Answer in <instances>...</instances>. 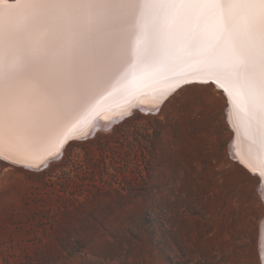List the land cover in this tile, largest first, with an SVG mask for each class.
<instances>
[{"label":"rangeland","instance_id":"374dc122","mask_svg":"<svg viewBox=\"0 0 264 264\" xmlns=\"http://www.w3.org/2000/svg\"><path fill=\"white\" fill-rule=\"evenodd\" d=\"M222 98L185 86L41 169L0 162V264H259L257 181Z\"/></svg>","mask_w":264,"mask_h":264},{"label":"bare ground","instance_id":"6f19581e","mask_svg":"<svg viewBox=\"0 0 264 264\" xmlns=\"http://www.w3.org/2000/svg\"><path fill=\"white\" fill-rule=\"evenodd\" d=\"M51 2L0 0V53L14 60L37 46L51 48L52 38L40 34L53 10L38 7ZM88 2L97 7L80 13L79 79L63 89L55 102L37 100L18 111L0 136V162L41 169L62 155L73 140L84 139L95 129L110 128L136 110L154 113L185 86L210 84L225 102L229 154L257 181L263 208L257 255L259 264H264V176L259 171L264 133L259 84L264 57L258 20L248 24L239 11L234 20L250 53L249 68L242 77L249 85V103L231 73V53L221 51L211 65L193 71L200 58L179 48L180 33L192 26L199 9L170 7L169 0ZM257 12L251 10L252 15ZM157 18L165 20L169 29L164 37L165 54L153 59L151 52L160 39L152 28ZM199 26L211 30L213 22L209 19ZM146 50L149 54L144 56ZM218 69L223 71L217 73Z\"/></svg>","mask_w":264,"mask_h":264},{"label":"snow or ice","instance_id":"6c2138e0","mask_svg":"<svg viewBox=\"0 0 264 264\" xmlns=\"http://www.w3.org/2000/svg\"><path fill=\"white\" fill-rule=\"evenodd\" d=\"M167 6L199 9L198 14L192 18V26L186 27L178 38L181 50L200 58L193 71L211 65L221 51L231 53V73L243 92L245 101L251 103L249 85L242 78L249 68L250 53L234 20L237 11L248 24H255L258 20L261 53L264 57V0H169ZM38 7L53 10L43 21L46 26L40 34L41 38L50 36L53 46H37L14 60H9L0 53V136L22 107L37 100L55 102L59 93L75 84L81 75L78 31L82 20L80 13L81 10H91L97 6L88 0H52L51 3ZM254 9L258 12L252 15L251 10ZM209 19L213 22L211 30L199 26ZM152 28L160 39L152 50L151 57L158 59L165 54L164 37L169 25L165 20L157 18L153 21ZM148 54L146 50L144 56ZM222 71L223 69H218L217 73ZM259 87L261 110L264 111V66ZM259 171L264 176V133H261L260 138Z\"/></svg>","mask_w":264,"mask_h":264}]
</instances>
